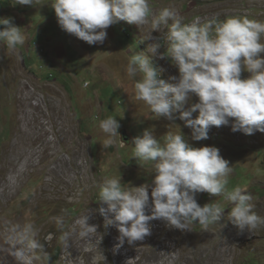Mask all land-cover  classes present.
<instances>
[{
  "label": "rangeland",
  "instance_id": "374dc122",
  "mask_svg": "<svg viewBox=\"0 0 264 264\" xmlns=\"http://www.w3.org/2000/svg\"><path fill=\"white\" fill-rule=\"evenodd\" d=\"M12 3L0 0V17L12 18L25 43L15 52L0 45V264H20L14 252L21 248L31 264H264V227L254 234L241 232L227 220L232 205L207 192L197 194L201 206L218 203L225 209L224 218L207 231L198 224L181 231L153 220L151 235L143 241L118 246L117 228H106L99 212L106 207L98 201L99 185L105 177H121L125 187L151 185L155 172L133 157L134 137L149 129L163 143L168 134L182 132L193 147L219 148L233 169L228 189L239 186L251 194L253 210L264 217V132H233L231 118L227 126L211 127L207 140L195 141L178 112L175 121L158 119L136 101L135 79L125 68L132 55H148L147 46L154 42L144 40L150 26L139 29L119 21L107 29L103 44L89 45L61 29L53 0H41L44 5L37 7ZM149 4L153 17L169 7L185 24L229 17L264 22V0ZM167 31L162 27L152 34L161 53L167 49ZM152 61L163 69L160 78L172 82L169 77L179 76L170 58ZM249 75L242 71L241 78ZM197 102L193 95L185 108ZM198 115L197 110L193 118ZM108 116L120 122L121 137L104 148L99 123ZM149 198L151 203V188ZM88 215L97 231L81 236L79 221ZM58 217L62 228L55 222ZM26 224L37 230L42 250L28 251L20 243L19 230Z\"/></svg>",
  "mask_w": 264,
  "mask_h": 264
},
{
  "label": "clouds",
  "instance_id": "9594fccd",
  "mask_svg": "<svg viewBox=\"0 0 264 264\" xmlns=\"http://www.w3.org/2000/svg\"><path fill=\"white\" fill-rule=\"evenodd\" d=\"M12 5L44 4L41 0H13ZM51 7L61 29L89 45L103 44L107 29L119 21L135 24L139 29L150 26L144 39L154 41L147 46L148 55H132L125 68L127 76L135 79V100L146 104L158 119L175 121L178 112V118L191 129L193 140H207L211 127L227 126L231 118L233 132H264V22L229 17L185 24L169 7L153 17L149 0H53ZM0 26V45L4 49L15 52L25 43L12 18L0 17ZM162 27L168 29L164 53L159 51L161 43L152 35ZM152 57L170 58L179 76L169 77L172 82L160 78L163 69L154 66ZM245 70L250 75L242 79ZM193 95L198 102L186 109ZM197 110L199 115L193 118ZM120 127L113 116L100 121L99 128L106 136L101 141L104 148L117 144ZM132 144L133 157L141 166L150 164L155 177L151 185L125 187L121 177H105L99 185L98 201L106 205L99 212L105 217L106 228H117L118 246L125 241L129 245L143 241L151 235L153 220L181 231H192L194 224L207 231L224 218L225 209L218 203L201 206L196 197L203 192L223 197L232 205L227 220L241 232L254 234L264 227V217L253 210L252 195L239 186L228 189L233 169L219 148L193 147L182 132L168 134L161 143L149 129L134 137ZM120 146H124L123 139ZM55 222L58 228L63 227L62 217ZM79 224L83 229L81 236L97 231V226L89 223V215L82 217ZM36 234L32 224L19 230V241L28 251L43 249ZM14 255L20 264H31L23 248Z\"/></svg>",
  "mask_w": 264,
  "mask_h": 264
}]
</instances>
